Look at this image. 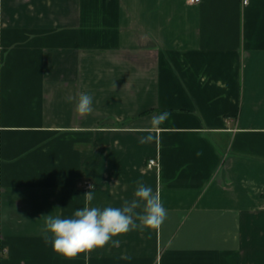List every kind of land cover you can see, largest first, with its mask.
<instances>
[{
  "label": "crops",
  "instance_id": "obj_1",
  "mask_svg": "<svg viewBox=\"0 0 264 264\" xmlns=\"http://www.w3.org/2000/svg\"><path fill=\"white\" fill-rule=\"evenodd\" d=\"M139 183L158 228L45 242L44 215ZM0 264H264V0H0Z\"/></svg>",
  "mask_w": 264,
  "mask_h": 264
},
{
  "label": "clouds",
  "instance_id": "obj_2",
  "mask_svg": "<svg viewBox=\"0 0 264 264\" xmlns=\"http://www.w3.org/2000/svg\"><path fill=\"white\" fill-rule=\"evenodd\" d=\"M76 111L89 114L93 111V97L82 92L76 104ZM166 110L153 113L150 127L156 129L169 120ZM154 140L151 132L141 137V143ZM199 155V153H197ZM83 207L76 208L71 216L60 214L44 215L43 234L46 243H50L54 252L72 259L81 253H88L97 248L119 243L114 239L132 230L158 228L166 219L168 210L161 196L152 187L139 183L134 191V198L125 201L122 206H90L92 191L84 195ZM139 209V211H137Z\"/></svg>",
  "mask_w": 264,
  "mask_h": 264
},
{
  "label": "built area",
  "instance_id": "obj_3",
  "mask_svg": "<svg viewBox=\"0 0 264 264\" xmlns=\"http://www.w3.org/2000/svg\"><path fill=\"white\" fill-rule=\"evenodd\" d=\"M188 1L191 2V3H199V2H201V0H188ZM241 1H242V4L245 5V6H247L251 2V0H241ZM156 165H157L156 160H154V159L149 160V162H148L149 168H152V167H154ZM92 187H93L92 183H90L88 181L83 183L84 190H90Z\"/></svg>",
  "mask_w": 264,
  "mask_h": 264
}]
</instances>
